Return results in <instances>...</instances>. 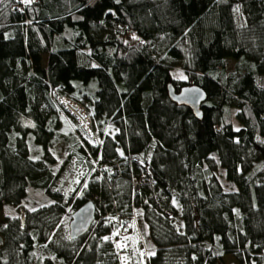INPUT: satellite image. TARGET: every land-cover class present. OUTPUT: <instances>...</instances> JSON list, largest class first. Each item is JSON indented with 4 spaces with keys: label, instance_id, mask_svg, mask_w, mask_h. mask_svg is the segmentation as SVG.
I'll list each match as a JSON object with an SVG mask.
<instances>
[{
    "label": "trees",
    "instance_id": "16d2710c",
    "mask_svg": "<svg viewBox=\"0 0 264 264\" xmlns=\"http://www.w3.org/2000/svg\"><path fill=\"white\" fill-rule=\"evenodd\" d=\"M176 65L185 82L172 78ZM259 76L264 0H0V208L43 194L0 221V264H119L109 221L134 210L153 246L146 264H264ZM169 85L201 88V116ZM51 88L87 106L101 135L92 154L112 164L76 198L56 184L73 154L52 171V148L74 132ZM88 201L95 220L71 240L61 220Z\"/></svg>",
    "mask_w": 264,
    "mask_h": 264
},
{
    "label": "rangeland",
    "instance_id": "374dc122",
    "mask_svg": "<svg viewBox=\"0 0 264 264\" xmlns=\"http://www.w3.org/2000/svg\"><path fill=\"white\" fill-rule=\"evenodd\" d=\"M236 14L238 15V10L235 8ZM89 53L88 51H86ZM47 57L44 55L41 57V66H46ZM235 61L226 60L225 63V73L230 75L234 72ZM170 74L174 80L186 81V76L183 73L180 65L172 66ZM257 82L260 85L264 83V76L257 77ZM78 98V97H77ZM81 100V98H78ZM237 110L231 109L230 114L235 120ZM30 124L32 122L29 120ZM235 128H239V124L234 121ZM71 131V129L69 128ZM113 131L112 126H106L104 133H111ZM72 132V131H71ZM95 138L100 141V128L95 126L93 129ZM73 133V132H72ZM90 145L80 136L72 134L71 143H57L52 148V154L56 160L55 165L52 166L53 173H56L61 166L62 162L69 156L74 159L73 167L78 169L79 174L85 175L87 179L90 175L94 173L104 174L106 170H110L112 164L106 161H103L100 156L97 154L94 156L91 149L94 146ZM38 149H32V155L36 154ZM71 153V154H70ZM70 158V159H71ZM222 182L226 190L233 189L231 185L227 184L224 181L222 176ZM43 194L37 191H29L27 195V201L23 202L18 207L5 206L0 208V221L3 219L4 215L11 216H20L24 215L25 209H34L37 207L38 202L42 198ZM110 223L112 224V231L110 233V239L114 245L115 252L119 259V264H146L147 257L153 253V246L148 238L147 226L144 224L141 218V212L139 210H134L133 215L130 218L121 217L118 215L111 216ZM70 217H63L61 220L62 227L65 229V234L68 236V224ZM177 225H181L180 218H176ZM54 231L57 230V227H54ZM42 254V253H41ZM55 264H58L54 261ZM232 258L229 256H224V264H230Z\"/></svg>",
    "mask_w": 264,
    "mask_h": 264
},
{
    "label": "built area",
    "instance_id": "2783aa9c",
    "mask_svg": "<svg viewBox=\"0 0 264 264\" xmlns=\"http://www.w3.org/2000/svg\"><path fill=\"white\" fill-rule=\"evenodd\" d=\"M51 98L60 111L61 116L74 132L75 135H80L86 142L95 147L101 146V140L98 141L93 129L95 127L94 119L88 110L87 106L76 101L72 97L63 94L58 88H51ZM139 166L146 171V166L140 161L136 160ZM74 159L65 165L61 172V178L57 180L56 184L61 187V193H67L68 196L76 198L81 192L85 184V175L79 174L78 169L73 167ZM140 183L133 181V188L137 190ZM54 190V189H53ZM68 201V197L64 198V202Z\"/></svg>",
    "mask_w": 264,
    "mask_h": 264
},
{
    "label": "water",
    "instance_id": "95a60500",
    "mask_svg": "<svg viewBox=\"0 0 264 264\" xmlns=\"http://www.w3.org/2000/svg\"><path fill=\"white\" fill-rule=\"evenodd\" d=\"M168 94L173 102L190 108L197 117L201 116L200 105L206 98L201 88L188 85L175 92L173 86L169 85ZM95 210L94 202L88 201L72 213L68 224V234L71 240H76L89 231L95 220Z\"/></svg>",
    "mask_w": 264,
    "mask_h": 264
},
{
    "label": "crops",
    "instance_id": "0c3cea01",
    "mask_svg": "<svg viewBox=\"0 0 264 264\" xmlns=\"http://www.w3.org/2000/svg\"><path fill=\"white\" fill-rule=\"evenodd\" d=\"M47 60V59H46Z\"/></svg>",
    "mask_w": 264,
    "mask_h": 264
}]
</instances>
